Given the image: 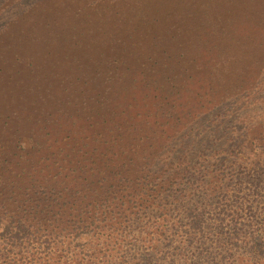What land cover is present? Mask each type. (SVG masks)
<instances>
[{"label": "trees", "instance_id": "obj_1", "mask_svg": "<svg viewBox=\"0 0 264 264\" xmlns=\"http://www.w3.org/2000/svg\"><path fill=\"white\" fill-rule=\"evenodd\" d=\"M0 264H264V0H0Z\"/></svg>", "mask_w": 264, "mask_h": 264}]
</instances>
